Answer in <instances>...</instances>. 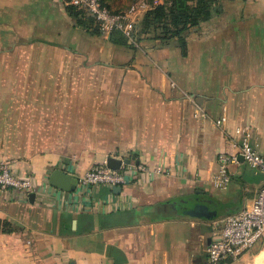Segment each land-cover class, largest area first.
<instances>
[{
	"label": "crops",
	"instance_id": "0c3cea01",
	"mask_svg": "<svg viewBox=\"0 0 264 264\" xmlns=\"http://www.w3.org/2000/svg\"><path fill=\"white\" fill-rule=\"evenodd\" d=\"M66 4L0 0V56L26 54L15 59L17 81L30 80L27 67H66L69 78L73 68L76 82L95 84L80 93L93 101L80 103L79 114L95 116L96 134L95 151L81 161H10L15 175L31 177L35 193L31 202L0 191V264H205L224 218L264 185V175L239 158L226 189L208 182L218 155L234 152L214 124L222 115L226 132L243 129L264 155V0L224 1L219 14L189 29L185 56L173 42L143 37L127 45L118 32H91ZM109 156L170 172L138 173L117 188L48 183L53 170L78 180ZM61 194L70 206L57 204ZM196 205L207 212L188 215Z\"/></svg>",
	"mask_w": 264,
	"mask_h": 264
},
{
	"label": "rangeland",
	"instance_id": "374dc122",
	"mask_svg": "<svg viewBox=\"0 0 264 264\" xmlns=\"http://www.w3.org/2000/svg\"><path fill=\"white\" fill-rule=\"evenodd\" d=\"M104 1L113 10H124L136 2L145 4L148 10L162 0ZM85 20L89 23L90 18L86 16ZM23 56L26 54L15 51L0 56V161L58 156L81 161L89 157L96 146V134L91 129L95 116L79 114L84 110L79 104L84 101L92 104L93 99H80V93L94 89L95 84H79L75 81L73 68H70L72 76L69 78L66 67H27L24 74H30V80L19 82L16 76L21 74L22 68L15 66V59ZM49 56L52 53L43 54V57ZM31 74L37 81L31 82ZM71 92L76 93L79 99L75 95L66 99L67 93ZM95 166L93 164L90 168ZM263 247L264 241L230 264H254L256 254Z\"/></svg>",
	"mask_w": 264,
	"mask_h": 264
},
{
	"label": "built area",
	"instance_id": "2783aa9c",
	"mask_svg": "<svg viewBox=\"0 0 264 264\" xmlns=\"http://www.w3.org/2000/svg\"><path fill=\"white\" fill-rule=\"evenodd\" d=\"M75 8L84 11L93 19V26L103 34L120 32L129 40L134 39L136 24L147 11V6L140 2L129 5L126 9L115 11L107 7L103 0H69ZM227 122L222 115L214 120L215 126L223 129L234 152L220 153L217 157V171L208 182L216 189L224 190L229 186L231 174L229 166L242 161L252 170L264 175V155L258 153L250 142L246 132L236 127L232 134L224 129ZM169 168L160 166L149 167L141 163L129 162L121 164L119 169H110L102 163L86 170L78 177L77 185L83 189L105 185L108 187L122 186L129 182L130 177L137 175L169 174ZM11 190L22 197L35 193L30 176H18L11 171V163L0 161V191ZM84 193V192H82ZM47 197H45L46 199ZM57 204L70 206L72 203L62 194L57 197ZM264 241V185L257 191L250 202L239 211L227 215L218 232L206 249L205 264H221L226 259L235 260L244 252L254 250Z\"/></svg>",
	"mask_w": 264,
	"mask_h": 264
},
{
	"label": "trees",
	"instance_id": "16d2710c",
	"mask_svg": "<svg viewBox=\"0 0 264 264\" xmlns=\"http://www.w3.org/2000/svg\"><path fill=\"white\" fill-rule=\"evenodd\" d=\"M65 1L67 3L66 9L68 14L76 19L78 24L83 26L88 25L85 26L86 28L93 25V19L89 15L72 6L69 0ZM224 1L231 0H162L159 3L151 5V8L140 18L135 27L133 40H141L142 36L140 35L143 34L146 37L160 39L163 44L173 42L179 47L180 54L185 56L187 53V34L189 29L219 14L222 11ZM103 2L110 8L104 0ZM86 16L90 18L89 23L85 20ZM139 28L140 32L138 31ZM91 32L99 31L93 26ZM136 33L138 34L137 37H135ZM149 34L151 35L148 36ZM126 39L125 44L132 45V41L128 38Z\"/></svg>",
	"mask_w": 264,
	"mask_h": 264
},
{
	"label": "water",
	"instance_id": "95a60500",
	"mask_svg": "<svg viewBox=\"0 0 264 264\" xmlns=\"http://www.w3.org/2000/svg\"><path fill=\"white\" fill-rule=\"evenodd\" d=\"M239 160H242L241 157H239ZM106 166L110 169H119L121 164H128L129 159H118L114 157H107L105 160ZM48 183L51 186H54L56 188L62 189V190H74L75 186L78 183V180L71 177L70 174L62 172L60 170H53L48 178ZM117 188V187H115ZM29 200L32 202L34 198V193H30L28 196ZM207 207L203 205H196L190 210H187L188 215L197 216L199 213H206Z\"/></svg>",
	"mask_w": 264,
	"mask_h": 264
},
{
	"label": "bare ground",
	"instance_id": "6f19581e",
	"mask_svg": "<svg viewBox=\"0 0 264 264\" xmlns=\"http://www.w3.org/2000/svg\"><path fill=\"white\" fill-rule=\"evenodd\" d=\"M254 264H264V247L257 253Z\"/></svg>",
	"mask_w": 264,
	"mask_h": 264
}]
</instances>
